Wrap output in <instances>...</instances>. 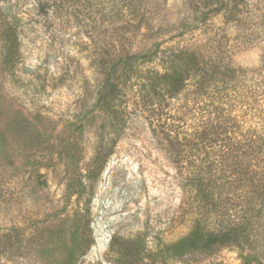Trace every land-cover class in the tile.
<instances>
[{"label":"rangeland","instance_id":"rangeland-1","mask_svg":"<svg viewBox=\"0 0 264 264\" xmlns=\"http://www.w3.org/2000/svg\"><path fill=\"white\" fill-rule=\"evenodd\" d=\"M181 50L259 67L264 0H0V264L264 259L258 212L242 246L157 255L197 224L224 230L245 211L236 178L207 175L225 158L195 143L204 105L195 114L187 90L160 107L168 96L151 87L162 53ZM139 56L148 62L120 75L124 97L109 100L112 70L125 66L114 64Z\"/></svg>","mask_w":264,"mask_h":264},{"label":"trees","instance_id":"trees-1","mask_svg":"<svg viewBox=\"0 0 264 264\" xmlns=\"http://www.w3.org/2000/svg\"><path fill=\"white\" fill-rule=\"evenodd\" d=\"M162 54L166 65L164 72L151 73L149 77L156 81L152 89L163 88V96H168L166 100L158 96L160 107L164 101L177 100L187 90L194 96L192 110L195 114H200L199 106L204 105L202 137L196 138L195 143L202 139L211 149L219 147L225 158L222 165L210 168L207 175L209 179L221 173L227 175L226 178H236L242 199L238 206L242 212L245 211L237 224L224 230L207 232L197 224L187 237L178 242L160 244L157 255L179 258L196 252L213 253L228 245L242 246L251 237L252 221L246 216L250 212H258L257 218L264 220L261 216L264 214V60L259 67L246 69L210 57L202 59L188 50L164 51ZM142 58L128 57L114 64L125 66H115L112 70L107 85L109 100L124 97V87L118 78L124 73V76H129L133 71L132 65L148 62L146 57L138 60ZM253 122L255 127L251 128L249 124ZM179 135L173 138L168 134V137L172 143L179 144ZM130 248L132 245L129 244L127 249ZM254 263L264 264V259L256 257Z\"/></svg>","mask_w":264,"mask_h":264}]
</instances>
